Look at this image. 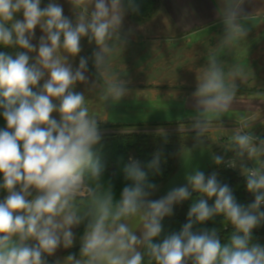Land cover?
<instances>
[{"label":"clouds","instance_id":"clouds-1","mask_svg":"<svg viewBox=\"0 0 264 264\" xmlns=\"http://www.w3.org/2000/svg\"><path fill=\"white\" fill-rule=\"evenodd\" d=\"M69 2L76 11L75 23L54 0L43 8L41 0H0V45L23 50L0 52V117L5 122L0 128V189L7 193L0 200V264H47L45 256L61 246H73L72 229L85 221L79 258L70 254L56 264H264V245L252 237V230L264 221V139L247 131L246 122L233 130L226 147L235 154L229 166L241 162L253 203L240 205L215 174L205 177L198 170L186 177L187 185L150 200L156 186L148 182L137 161L125 169L131 184L119 199L114 197L102 179L99 160L94 159L93 148L101 140L100 116L90 115L85 95L74 91L78 82L87 83V59L81 57L73 69L69 57L81 52L83 37L94 42L98 48L94 64L103 81L99 99L102 104L120 101L128 89L119 74L111 72L110 60L121 49L125 7L123 0ZM221 3L224 36L218 48H231L247 36L252 16L243 14L244 0ZM129 7L139 10L131 0ZM17 13H22V20L15 19ZM37 26L44 33L38 48L32 43ZM33 52L38 54L30 62ZM237 78L247 79L240 66L226 70L216 55H209L193 93L197 115L192 128L198 144L233 105ZM92 87H97L95 82ZM245 159L254 161V166L248 167ZM214 161L219 165L223 158L214 156ZM147 167L159 173V154ZM189 188L215 197L214 204L209 206L203 198L194 202L182 230L154 243L163 218L172 215L174 204L189 198ZM217 215L234 229L224 244L216 229L192 231L194 224ZM137 220L139 224L132 227Z\"/></svg>","mask_w":264,"mask_h":264},{"label":"rangeland","instance_id":"rangeland-1","mask_svg":"<svg viewBox=\"0 0 264 264\" xmlns=\"http://www.w3.org/2000/svg\"><path fill=\"white\" fill-rule=\"evenodd\" d=\"M43 2L45 0H41V7L44 6ZM123 3L125 6L124 0ZM46 6L47 4L44 7ZM61 6L64 16L75 23L76 15L68 11L67 4L63 2ZM125 9L129 18L135 23H145L155 18L159 13L157 6L153 17L141 21L133 19L126 6ZM19 15L15 19L22 20V13ZM34 33L32 43L38 48L39 26L34 30ZM219 33H224V27H219L211 33L209 38L214 43L205 41L198 44L163 34L155 38H146L147 41L127 35V37H121L122 43L119 45L121 49H117L111 57L110 70L114 74H119V78L126 82L125 86L128 92L115 103L109 100L102 104L99 99V86L103 81L94 64L93 53L98 51L96 44L89 43L88 38L83 37L81 52L75 57H69V63L73 69L79 66L81 57L87 59V71L85 72L87 83L78 82L74 91L85 95L89 114L100 116V118L97 117V123L146 126L160 124V126L166 127H160L155 132L182 137L184 144L177 161L175 174L151 193L150 200H159L172 189L187 185L186 177L194 171L206 173L215 170L222 164L228 167L229 161L235 159V154L231 150H222L224 147H220V145L226 144V140L228 141L226 136L233 131L232 128H226V126L233 125L237 128L242 122L240 120H243L249 125L247 131H251L255 136L264 137V76L254 74L264 70V38H260L258 32H248L244 40L238 42L234 47L218 48L222 39L221 37L218 39L217 34ZM40 34L44 35L42 32ZM37 54V52L29 54L30 62H35ZM209 55H216L224 63L226 70L234 65L243 69L247 79L242 81L237 78L235 80L237 85L235 99L237 105L235 107H245L246 110L241 115L238 111L230 115L232 122L213 123L211 130L207 133L208 137H203L202 143L198 144L195 139L196 131L191 126V123H194L193 118L197 115L193 93L198 86V84L196 85L198 73L201 68L208 66ZM43 82L42 80L38 87L42 86ZM93 82L96 83V88L92 87ZM245 100H250L246 102V105L251 103V106H242L245 105ZM53 102L58 103L55 100ZM227 114L228 112L223 113L221 118ZM52 115L59 120L58 113ZM187 119H190L191 123H188L190 125L181 122ZM175 122L181 123L172 124ZM224 126L225 128H220ZM226 153H230V156H227ZM214 156L222 157L223 162L217 165ZM244 162L248 167L254 166V161L245 159ZM240 163L237 160L236 167L233 168L239 169L241 172ZM35 194L33 190V196ZM75 229L76 226L72 229L74 243H78L83 235H77ZM29 243L33 244L35 241ZM60 249L63 250L64 247H59L55 253Z\"/></svg>","mask_w":264,"mask_h":264},{"label":"trees","instance_id":"trees-1","mask_svg":"<svg viewBox=\"0 0 264 264\" xmlns=\"http://www.w3.org/2000/svg\"><path fill=\"white\" fill-rule=\"evenodd\" d=\"M125 6L131 13V17L136 20H145L153 17L159 8L160 0H131L134 5H138L139 10L133 11L129 7L130 0H124ZM23 51L22 49L6 47L0 45V52L15 53ZM36 89H34L35 91ZM187 125L191 122H182ZM98 130L101 134L100 142L94 146V159H98L102 168V179L104 183L112 188L114 197L119 199L122 189L131 184L126 178L125 169L133 162H139L141 168L147 172L149 183L156 186L167 182L177 170V161L183 146L182 137L177 135L159 134L155 130L159 129L160 124L151 125H130L110 123H97ZM176 124V123H172ZM170 124V125H172ZM166 125V124H161ZM192 126V123H191ZM5 127V122L0 117V128ZM146 128V129H145ZM159 154L160 171L155 173L148 169L147 165L152 161L154 156ZM212 174L216 175L218 183L228 185L236 201L247 206L254 202V194L247 190L246 177L239 169L228 168L225 165L218 166L215 170L204 173L205 177ZM2 180V177H0ZM155 188V189H156ZM190 196L187 200L173 205V213L162 220V232L160 236L154 238V243H161L164 238L179 233L188 221V212L194 202L200 199H207L209 206L215 202V197L207 198L199 192L189 188ZM6 191L0 189V198L6 195ZM261 211H263L261 209ZM86 221L78 225L77 233L84 234L86 230ZM216 229L222 244L227 243L232 232L234 231L231 224L226 223L222 215H217L212 219L200 224H194L192 231L199 233L202 230ZM254 243L264 245V221L252 230ZM34 244V243H33ZM80 247L69 249L65 254L68 256L74 254L79 257ZM47 264H54L51 256L44 257Z\"/></svg>","mask_w":264,"mask_h":264},{"label":"crops","instance_id":"crops-1","mask_svg":"<svg viewBox=\"0 0 264 264\" xmlns=\"http://www.w3.org/2000/svg\"><path fill=\"white\" fill-rule=\"evenodd\" d=\"M49 2L50 0H45V2H43L44 6ZM54 2L58 3L59 5H62V3L65 2L67 4L68 11L76 15V11L73 9L69 0H54ZM44 6H42L41 8H43ZM222 7L223 5L221 3V0H160L158 15L152 20H149L145 23H135L134 21H132L125 9V14L119 34L120 37L129 36L136 39L140 38L144 41H147L146 38H155L158 35L163 34L170 35L171 37H179L195 44L205 41L214 43V41L209 38L211 33L217 30L219 27H224L223 19L220 13ZM242 9L244 15L252 16V20L247 24L249 32H258L260 38H264V0H244ZM19 16V13H17L15 18ZM41 32L42 31L39 28V40ZM217 36H219L218 39L220 37L223 38L224 33H219L217 34ZM254 74L264 76V70H260L259 72H255ZM197 84L198 83L196 82V85ZM247 101L250 100H245V105L242 106H251V103L249 105H246ZM236 105L237 101H234L233 105L227 111L228 114L223 118L220 117L218 122L221 124L223 122H232L230 121V115L237 111L241 115L242 112L246 110L244 109L245 107L236 108ZM186 121L191 122L190 119L181 122ZM220 128H225V126ZM226 128H232V130H234L236 126L229 125L226 126ZM232 134L233 131L226 137L229 138ZM225 143L227 144L228 141L226 140ZM226 144L220 145V147H224V149L221 148L222 150H228ZM226 155L230 156V153H226ZM138 224L139 221L137 220L132 222L131 226L136 227ZM77 229L78 226H76L75 229L77 235H84L78 234ZM135 234L138 236L140 235L139 229L135 231ZM75 247H81V239L78 241V243H74L72 247L67 249L64 248L63 250L60 249L59 252L52 255L51 258L54 264H56L57 260L62 262L64 258L67 257L65 253L69 249Z\"/></svg>","mask_w":264,"mask_h":264},{"label":"built area","instance_id":"built-area-1","mask_svg":"<svg viewBox=\"0 0 264 264\" xmlns=\"http://www.w3.org/2000/svg\"><path fill=\"white\" fill-rule=\"evenodd\" d=\"M257 137L263 139L261 136H257ZM228 167H231V166H229V164H228ZM261 209L264 211V205L261 206Z\"/></svg>","mask_w":264,"mask_h":264}]
</instances>
